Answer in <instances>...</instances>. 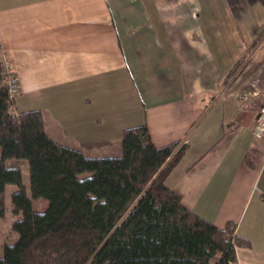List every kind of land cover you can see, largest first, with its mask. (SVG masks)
<instances>
[{
	"label": "crops",
	"instance_id": "0c3cea01",
	"mask_svg": "<svg viewBox=\"0 0 264 264\" xmlns=\"http://www.w3.org/2000/svg\"><path fill=\"white\" fill-rule=\"evenodd\" d=\"M244 17L248 27L236 26ZM263 30L264 0H0V54L24 108L34 97L57 108L43 117L63 144L110 142L89 156L119 152L124 130L143 124L157 147L188 145L167 183L191 211L222 229L235 225L250 243L237 247L238 264H264V141L253 135L264 37L244 70L224 79ZM114 75L134 101L118 114L98 109L99 86ZM76 118L86 131L70 138Z\"/></svg>",
	"mask_w": 264,
	"mask_h": 264
},
{
	"label": "trees",
	"instance_id": "16d2710c",
	"mask_svg": "<svg viewBox=\"0 0 264 264\" xmlns=\"http://www.w3.org/2000/svg\"><path fill=\"white\" fill-rule=\"evenodd\" d=\"M15 104L0 54V219L9 186L16 187L11 210L18 216L17 240L4 245L0 264H238L237 247L250 243L235 235V225L222 229L191 211L167 183L188 145L157 147L143 124L124 130L119 155L89 156L84 150L110 142L63 144L48 134L40 110L14 112ZM13 160L28 161L29 190L22 169L6 165ZM40 199L48 203L43 213L34 205Z\"/></svg>",
	"mask_w": 264,
	"mask_h": 264
},
{
	"label": "rangeland",
	"instance_id": "374dc122",
	"mask_svg": "<svg viewBox=\"0 0 264 264\" xmlns=\"http://www.w3.org/2000/svg\"><path fill=\"white\" fill-rule=\"evenodd\" d=\"M247 21H248V18L244 17L243 20L236 22V26L238 24L240 27L242 25H245L248 27V25L246 23ZM257 28L260 29L259 26ZM244 30H246V29L242 28V30H240V32H242ZM4 59L9 61L6 57H4ZM4 59H3V62H4ZM9 63H10V61H9ZM10 66H11L12 70L14 71V67L12 66L11 63H10ZM14 73H15L16 77L18 78L15 71H14ZM18 80H19V78H18ZM110 84H107V83L105 85L100 84V86H99L100 95L102 96V98H101L100 103H98V109L102 110L104 112L112 111V112L118 114L119 112L123 111L122 108L126 104V102L124 100H127V99L130 100V98H129L130 97V91L127 89L128 87L126 86V84L122 83L120 75H114V81L111 82ZM263 95H264V92H262V96ZM85 96H86V92H85ZM93 96H94V98L99 97L97 94H94ZM78 97H79V95H78ZM24 98L25 97L17 96L15 109L13 108L14 112L40 110L42 112V114H43V112L48 114V117L50 119L53 118L57 114V108H51L48 111L45 109V107H43L41 105L42 102L39 100L37 101V99H35V97L28 101V107H27V109H25L24 107L26 105L28 98H26V99H24ZM81 99L82 98L76 100V103L71 104V110L74 111L75 113L81 112V107L78 104V103H82ZM263 100H264V96H263ZM130 101L132 103H134V101H132V100H130ZM12 102H14V101H12ZM45 103H47V102H45ZM47 104L54 105L51 103H47ZM83 112H86V109L83 110ZM52 113H54V114H52ZM73 121H74V125L76 128L69 129L67 131V133H68L67 135L70 138H73V136L74 137L77 136V134L79 132L86 131V129H85L86 128V121L80 120L78 118L73 119ZM108 129H110V127H108ZM98 132H99L98 129L94 130L95 134ZM119 139H121V138H119ZM82 142L83 141H81L79 143V146L82 145ZM68 144H69V146L77 147L76 144H73L72 140H70V143H68ZM114 147H116V146H113L111 148V151H115ZM84 149H86V148H84ZM116 150H117V153L114 152V154L119 155L121 153V150L119 152H118L119 148H116ZM84 151H85L84 153L86 154V150H84ZM0 154H1V149H0ZM6 165L10 166V167H20L22 169V172H24V175H25V179H24L25 185H27V188L29 190L30 176H29L28 161H26V160L7 161ZM13 189H15V188L13 186H11L9 189L7 188V190H6V206H7L6 216H5V218L0 219V256L3 254L5 244H11L17 240V234L12 230L13 223L16 221V219H18V216H15L11 210V195L13 193ZM34 205H35L36 210H38L39 212H42V213L45 212V210L48 207V203L42 199L34 201Z\"/></svg>",
	"mask_w": 264,
	"mask_h": 264
},
{
	"label": "built area",
	"instance_id": "2783aa9c",
	"mask_svg": "<svg viewBox=\"0 0 264 264\" xmlns=\"http://www.w3.org/2000/svg\"><path fill=\"white\" fill-rule=\"evenodd\" d=\"M3 74L7 78L9 86V97L11 100H14L20 93V82L16 77L14 71L12 70L9 61L5 59L3 62ZM253 135L256 139L264 141V100L262 101V104L260 105L256 114V119L253 127Z\"/></svg>",
	"mask_w": 264,
	"mask_h": 264
}]
</instances>
